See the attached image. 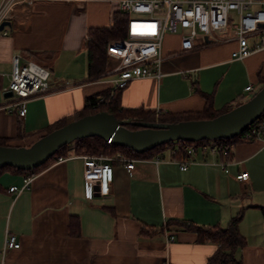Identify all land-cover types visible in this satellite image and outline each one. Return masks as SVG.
<instances>
[{"label": "crops", "instance_id": "0c3cea01", "mask_svg": "<svg viewBox=\"0 0 264 264\" xmlns=\"http://www.w3.org/2000/svg\"><path fill=\"white\" fill-rule=\"evenodd\" d=\"M117 13L115 3L101 0H36L15 7L7 34H0V138L11 146H30L56 122L71 120L87 99L114 89L117 75L107 71L117 61L108 59L106 73L90 77L84 43L90 29L110 26ZM219 37L224 41L181 52L180 36L167 34L161 78L132 80L114 99L119 94L123 110L157 116L201 111L206 95L216 110L242 100L251 93L247 86L255 91L257 82L261 85L264 52L233 60L237 40L230 39L229 31ZM14 56L50 71L51 92L28 102L25 119L6 109L12 101L6 92ZM235 65L245 69L241 89L226 84ZM232 144L229 157L199 153L185 170L169 153L158 164L153 158L139 161L133 171L115 165L110 194L92 198L86 197L83 162L73 153L35 174L30 188L19 195L9 188L20 186L23 176L4 172L0 250L8 234L20 246L8 248L0 264H207L218 246L198 242L187 226L225 228L238 213L246 238L234 253L238 264H264V143ZM220 162L228 163V172ZM241 172L249 175L246 183L237 179ZM72 218L78 219L79 235L70 234Z\"/></svg>", "mask_w": 264, "mask_h": 264}, {"label": "built area", "instance_id": "2783aa9c", "mask_svg": "<svg viewBox=\"0 0 264 264\" xmlns=\"http://www.w3.org/2000/svg\"><path fill=\"white\" fill-rule=\"evenodd\" d=\"M36 0H1L0 26L5 21H11L15 7L21 3L32 4ZM67 2L75 0H64ZM115 3L118 11L127 13L126 35L124 38L109 41L106 47L108 59L117 61V65L108 70L109 74H116L114 89L105 95L98 96L92 105L99 108L109 105L114 99L115 92L127 86L135 79L157 78L162 74L160 66L163 60L161 48L167 34L179 35L181 38V52H188L198 45L222 42L220 34L232 31L231 40H237L238 46L232 52L233 60H244L254 54L264 52V0H101ZM0 34H7L5 28ZM210 40V43L206 41ZM201 41L198 44V40ZM229 39V40H230ZM227 40V39H226ZM14 56L9 90L13 92L12 101L6 106L9 111H16L21 119H25L28 102L51 92L49 84L50 71L42 64L26 60L19 61ZM246 91L255 92L254 86L249 85ZM244 141H259L264 143V119L258 120L241 134ZM111 144V140L106 142ZM232 143L210 140L209 142L193 143L185 146L189 155L185 160L173 159L185 170L188 164L195 162L197 154H221L229 157ZM83 162V175L87 198L94 194L108 196L114 180L115 165H122L128 171L135 169L139 161L146 158L128 157L122 153L81 154L78 156ZM66 157L59 156L62 162ZM161 155L151 161L156 164L164 161ZM221 168L228 172L227 162H220ZM35 174H26L20 186L9 188L11 193L19 195L30 188ZM237 179L242 183L249 180L247 172H241ZM169 242L174 241L170 235ZM20 246L16 236L8 234L5 238L0 257L4 258L8 248Z\"/></svg>", "mask_w": 264, "mask_h": 264}, {"label": "trees", "instance_id": "16d2710c", "mask_svg": "<svg viewBox=\"0 0 264 264\" xmlns=\"http://www.w3.org/2000/svg\"><path fill=\"white\" fill-rule=\"evenodd\" d=\"M128 20V14L119 12L115 15L112 24L108 27L92 28L88 31V37L85 40L84 46L88 55V68L90 77L97 79L108 70V57L106 54V47L109 41L113 39L124 38L126 35V25ZM43 65V64H42ZM45 66V65H44ZM46 67V66H45ZM47 68V67H46ZM261 85H264V76L261 77ZM98 97H90L86 101V106L76 112L70 119L63 118L48 128V130L39 135L37 140L55 129H58L72 120L82 118L87 115L95 114L99 111H106L113 115L119 120L125 121V126L130 129H139V127L133 126L132 122L135 121H147V122H163V123H176L180 121L189 120H206L217 117L218 115L225 113L232 108L242 104L244 101L239 100L238 102L228 105L221 110H216L213 106L212 96L206 95V104L201 111H189L179 114H159L158 116L152 112H146L141 109H128L123 110L120 107V96L117 94L116 98L111 101L109 105H103L99 108H93L89 103L94 104ZM264 119V114L260 118ZM243 140L241 135L233 139H219L214 141L219 142H237ZM210 140H202L198 142L188 141H171L162 144L150 151L137 153L133 149L128 147L119 146L115 143L107 144L104 139L98 136L86 137L77 139L74 142L67 144L60 148L54 156H52L47 162L38 168L26 170L22 168H16L12 166H5L0 169V175L4 172H12L19 175L26 174H37L45 168L53 164L59 156L69 157L71 153L73 155L81 154H106L113 155L122 153L128 157L135 158H154L159 155L169 153L172 159L185 160L188 158V154L185 150V146L193 145V143L209 142ZM0 146H11L6 138H0ZM1 189V188H0ZM242 219V214L238 213L231 219L227 227L222 228L219 225L215 226H196L190 224L187 229L196 233L197 240L200 243H212L218 246L217 250L209 257L207 264H238L234 253L239 247H243L246 244V238L242 235L239 223ZM178 223L186 222L178 220ZM70 234L79 235V222L77 218H72L69 224Z\"/></svg>", "mask_w": 264, "mask_h": 264}, {"label": "water", "instance_id": "95a60500", "mask_svg": "<svg viewBox=\"0 0 264 264\" xmlns=\"http://www.w3.org/2000/svg\"><path fill=\"white\" fill-rule=\"evenodd\" d=\"M11 23L5 21L0 30ZM210 43V40L206 38ZM7 96L13 92L8 90ZM264 114V85L247 101L212 119L176 123L135 121L130 129L115 115L99 111L72 120L39 138L30 146H0V169L12 166L31 170L47 162L63 146L77 139L98 136L137 153L150 151L171 141L198 142L202 140L233 139L240 136Z\"/></svg>", "mask_w": 264, "mask_h": 264}, {"label": "rangeland", "instance_id": "374dc122", "mask_svg": "<svg viewBox=\"0 0 264 264\" xmlns=\"http://www.w3.org/2000/svg\"><path fill=\"white\" fill-rule=\"evenodd\" d=\"M230 34H232V31L230 29ZM114 66V64L112 65ZM226 80V78H225ZM245 69L243 66L241 65H235L233 67V69L231 70V73L229 75V78L226 82V84H231L233 85L235 88H239L241 89V87L243 86V84L245 83ZM263 85L256 84V89L255 92H251V93H246L244 98L242 99L244 102L247 101L248 99H250L251 97H253V95L262 87Z\"/></svg>", "mask_w": 264, "mask_h": 264}]
</instances>
